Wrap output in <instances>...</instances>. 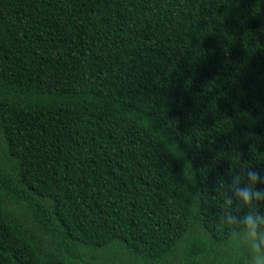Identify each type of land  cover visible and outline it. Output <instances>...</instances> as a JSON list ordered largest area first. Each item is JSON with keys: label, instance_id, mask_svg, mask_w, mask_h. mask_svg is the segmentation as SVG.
<instances>
[{"label": "trees", "instance_id": "1", "mask_svg": "<svg viewBox=\"0 0 264 264\" xmlns=\"http://www.w3.org/2000/svg\"><path fill=\"white\" fill-rule=\"evenodd\" d=\"M245 164L264 0H0V264H245L214 192Z\"/></svg>", "mask_w": 264, "mask_h": 264}, {"label": "clouds", "instance_id": "2", "mask_svg": "<svg viewBox=\"0 0 264 264\" xmlns=\"http://www.w3.org/2000/svg\"><path fill=\"white\" fill-rule=\"evenodd\" d=\"M191 169L190 164H186ZM264 169L242 165L218 178L214 192L223 198L221 215L233 248L245 249V264H264ZM198 194V192L196 193ZM194 204L199 201L195 199Z\"/></svg>", "mask_w": 264, "mask_h": 264}]
</instances>
